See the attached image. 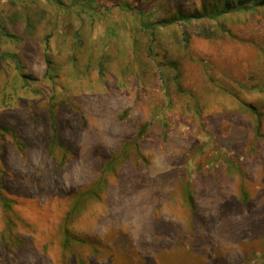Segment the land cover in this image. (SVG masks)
Wrapping results in <instances>:
<instances>
[{
  "label": "rangeland",
  "instance_id": "374dc122",
  "mask_svg": "<svg viewBox=\"0 0 264 264\" xmlns=\"http://www.w3.org/2000/svg\"><path fill=\"white\" fill-rule=\"evenodd\" d=\"M93 1L84 13L92 60L89 67L78 61L87 75L76 79L65 11L34 6L43 12L35 13L40 44L31 52L0 25V168L15 200L10 251L2 247L0 207V264H264V7L252 8L255 0H154L151 18L177 21L161 30L151 55L134 46L137 0ZM227 3L214 19L190 17ZM17 8L0 0V17ZM49 35L54 63L46 75ZM138 57L147 82L139 61L134 72L126 69ZM52 109L69 149L64 158L49 150ZM3 128L15 131L23 150ZM132 141L144 158L129 148ZM105 159L117 165L92 199L85 193L100 181ZM183 177L196 196L195 229L170 234L163 241L178 246L156 251L158 216L171 225L188 221V210L168 200L174 190L184 194ZM68 216L80 243L64 249Z\"/></svg>",
  "mask_w": 264,
  "mask_h": 264
},
{
  "label": "trees",
  "instance_id": "16d2710c",
  "mask_svg": "<svg viewBox=\"0 0 264 264\" xmlns=\"http://www.w3.org/2000/svg\"><path fill=\"white\" fill-rule=\"evenodd\" d=\"M11 3L14 6H19L9 17L8 19H4L0 17V25L6 28L11 32L9 34L14 39L21 41L24 43L23 51H33L36 48V45L38 46L40 44V40L38 37H36V31L37 27L39 26L38 23L41 22V20L36 19L35 13L43 12L36 11L34 9V6L38 3L40 4H51L53 5L57 10H63L68 14V18H66V21L68 22L65 27H67L70 30V34H68L67 38V46L69 50H71V55H69V61L71 62V69L74 70L71 77H74L75 79L79 77L81 73L83 75H87L86 71H79L78 70V61L79 65L82 60L85 61L86 66L89 67V64L92 60V53L88 51V44L91 40V34L89 31H87L86 27L87 25H84V18H86L84 15L87 3L86 1L89 0H10ZM91 1V0H90ZM94 3L98 4L97 0L93 1ZM137 3L135 4V7H132L135 12H137V16L139 18V25H137V30H134V46L139 49V46L142 44V50L148 51L149 54L152 55V52L154 50V47L159 41V36L162 29H168V31L171 30L173 25L176 23V18L173 19H153L151 18L149 11L150 6L155 2L154 0L150 3H146L143 0H137ZM19 4V5H17ZM227 5L221 9L219 12L213 13V15H209L208 11L205 13H202L201 15L197 16L196 13L194 15H190V17H198V18H206V19H214L218 17V15H221L228 11L229 7ZM257 6H263L264 7V0H255L252 8ZM241 8V7H240ZM249 5H245V9H249ZM98 11V9H97ZM92 17L98 16V12L95 11L94 14H90ZM183 21H186L188 16L181 14L179 16ZM177 18V19H179ZM133 30V29H132ZM180 30L177 29V33ZM182 34L185 35V37L182 39L184 42V45H187L189 43V37H188V31L181 30ZM51 36L49 35L45 45V53H44V59L47 65L46 69V75L51 71L53 67V59L51 58V55L49 53V38ZM146 38L148 39V44L146 45ZM135 52L137 50L135 49ZM29 53V52H28ZM26 53V54H28ZM24 54L26 57L28 55ZM12 59H16L17 54L8 55ZM79 56V57H78ZM134 60H137L138 66H139V77L141 80H144V82L148 81V71L145 68L146 65L141 64L143 58L138 57L132 58L129 61V65L126 66V69L130 72H134L135 68L133 67L134 63H136ZM83 65V64H81ZM144 68V70L142 69ZM142 69V70H141ZM85 70V69H84ZM181 73H178V77H180ZM24 78L26 79H32L29 75L24 74ZM139 80V79H138ZM139 83V81H137ZM195 109H196V102H195ZM254 112L257 114L256 109L253 108ZM61 122L59 121L58 114L56 113L55 109L51 110V117H50V125L48 126L49 131H51L50 140H49V150L50 154H52L55 158H64L66 157V153L69 151L68 147L64 144V140L62 137V134L60 133L59 128L61 127ZM261 127V121L258 122V129ZM148 129V125H144L139 135L146 132ZM3 131L9 132L11 131V134L14 137V140L16 141V145L18 149L23 150L21 144L18 141V137L15 134L14 130L10 129H4ZM140 137V136H139ZM135 147V152L137 151V155L144 158V152L142 151L140 144H136V141H132L129 143V148ZM6 148L5 141L3 140V137L0 139V151H3ZM62 154V155H61ZM104 159V158H103ZM115 160H108L105 159V168L103 169L102 176L100 177V181L95 183L92 189L89 192H86L85 194L87 197H90L92 199L100 196V192L105 189L104 185L107 183V177L108 174L114 171L116 168ZM2 170L0 168V207L2 208V218L6 222L7 226L4 229L3 237H2V247L4 251H10L13 247V241L9 240L7 241L6 234H11L14 236L13 231V204L15 202L14 199H12L9 195L6 193V188L4 186V183L2 181ZM184 175V174H182ZM183 180H179L184 194L181 193H175V190L171 193L170 198L168 200L172 201L173 203L179 207L186 208L188 210V217H187V223L185 224H178V225H171L166 222L162 218L158 216V219H160L159 225L161 230V240L158 241L157 246L155 247L156 251L163 252L165 248H172L176 247L178 245H175L174 241L172 243H165L163 239H166L170 234H174L175 236H182L181 234H187L190 230L191 232L195 229V217L197 212V203H196V196L192 191V186H190L187 182H185V178H182ZM244 194V202H248L249 195L246 193ZM180 197V198H179ZM81 200H77V203L75 204L74 208L77 207L80 204ZM69 216L67 217L64 225V234L62 239V246L64 249H69L74 244H79L80 241L76 239L74 236V233L78 230L74 229L73 225L70 224ZM189 231V232H190ZM190 232V233H191ZM196 232V231H195ZM183 235L182 237H184ZM17 237V236H16ZM18 238H14V242L16 245H14L16 248L18 247L19 251L23 249V243H18ZM178 240V239H177ZM178 242V241H177ZM10 243V244H9ZM12 243V245H11ZM16 248H13L15 251H17Z\"/></svg>",
  "mask_w": 264,
  "mask_h": 264
}]
</instances>
